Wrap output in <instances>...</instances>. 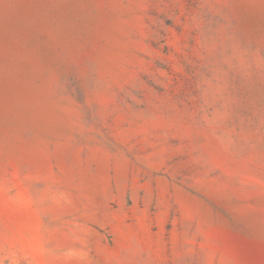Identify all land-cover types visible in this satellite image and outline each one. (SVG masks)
Here are the masks:
<instances>
[{
  "label": "rangeland",
  "instance_id": "rangeland-1",
  "mask_svg": "<svg viewBox=\"0 0 264 264\" xmlns=\"http://www.w3.org/2000/svg\"><path fill=\"white\" fill-rule=\"evenodd\" d=\"M0 264H264V0H0Z\"/></svg>",
  "mask_w": 264,
  "mask_h": 264
}]
</instances>
